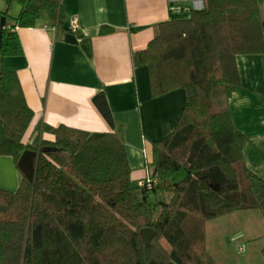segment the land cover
I'll return each mask as SVG.
<instances>
[{
	"label": "trees",
	"instance_id": "obj_1",
	"mask_svg": "<svg viewBox=\"0 0 264 264\" xmlns=\"http://www.w3.org/2000/svg\"><path fill=\"white\" fill-rule=\"evenodd\" d=\"M2 1L0 16L7 17L11 4L20 6L14 27H33L42 13L62 18L59 0ZM21 52L17 32L5 24L0 156L17 164L26 149L37 155L32 181L22 174L15 191L0 188V264H214L206 247L207 220L247 209L264 216V181L246 169L240 187L235 167L246 136L226 106L212 109L216 86H223L225 99L242 88L236 55L264 53L258 0H203L189 18L160 23L146 47L132 53L134 65L148 68L152 95L179 87L187 94L174 130L152 142V189L132 183L125 145L114 131L45 124L52 140L22 141L34 112L16 73L2 69L5 56ZM93 103L113 128L105 93L97 92ZM162 192L169 198L158 197ZM146 228L154 230L149 243Z\"/></svg>",
	"mask_w": 264,
	"mask_h": 264
},
{
	"label": "crops",
	"instance_id": "obj_2",
	"mask_svg": "<svg viewBox=\"0 0 264 264\" xmlns=\"http://www.w3.org/2000/svg\"><path fill=\"white\" fill-rule=\"evenodd\" d=\"M61 21L42 13L33 27H14L20 6L4 17L7 29L17 32L22 52L3 58L2 69L20 81L32 120L22 141L38 136L52 140L43 125H64L84 132L114 131L123 141L131 181L150 178L152 142L171 133L186 102V90L174 88L152 95L146 65H134L132 53L146 47L160 23L187 19L195 10L191 0H59ZM264 19V0H258ZM6 4L0 0V13ZM9 12V11H8ZM77 17L78 27L70 26ZM10 18V19H7ZM4 26H0L3 28ZM103 27L111 28L101 33ZM241 89L224 105L234 126L246 140L243 160L235 164L239 179L245 170L264 181V53L236 55ZM105 93L113 128L93 103ZM39 127V129H36ZM22 173L11 156H0V187L15 191ZM241 187V184H240ZM207 247V245H206Z\"/></svg>",
	"mask_w": 264,
	"mask_h": 264
},
{
	"label": "rangeland",
	"instance_id": "obj_3",
	"mask_svg": "<svg viewBox=\"0 0 264 264\" xmlns=\"http://www.w3.org/2000/svg\"><path fill=\"white\" fill-rule=\"evenodd\" d=\"M16 7L18 6L15 3L10 5L8 9L10 16ZM222 87L218 85L213 91L212 109L215 111L225 106L226 99ZM241 174L240 184L244 187L246 177ZM151 195L150 193V197ZM158 197L169 198V194L162 192ZM190 217L189 219H192ZM205 234L207 251L214 259V264H264L261 251L264 247V216L258 209L239 210L207 220ZM161 243L169 251L170 246L164 239Z\"/></svg>",
	"mask_w": 264,
	"mask_h": 264
},
{
	"label": "water",
	"instance_id": "obj_4",
	"mask_svg": "<svg viewBox=\"0 0 264 264\" xmlns=\"http://www.w3.org/2000/svg\"><path fill=\"white\" fill-rule=\"evenodd\" d=\"M4 25H5V20H4V17H2L0 26H4ZM36 155H37L36 151L26 149L22 152L17 162V166L20 169L21 173L29 181H32L34 177V173H35L34 160H35ZM143 234H144L146 243H149L152 238V235L154 234V230L152 228H146Z\"/></svg>",
	"mask_w": 264,
	"mask_h": 264
},
{
	"label": "built area",
	"instance_id": "obj_5",
	"mask_svg": "<svg viewBox=\"0 0 264 264\" xmlns=\"http://www.w3.org/2000/svg\"><path fill=\"white\" fill-rule=\"evenodd\" d=\"M170 1L171 2H180V1H183V0H170ZM191 1L193 3V8L195 10H200V9L203 8V0H191ZM69 22H70V26L73 29L78 27L77 17L76 16L71 17ZM155 183H156V179L152 178L151 176H150V178H147L145 180L138 181V185L144 186L147 189H152V187L155 185Z\"/></svg>",
	"mask_w": 264,
	"mask_h": 264
}]
</instances>
